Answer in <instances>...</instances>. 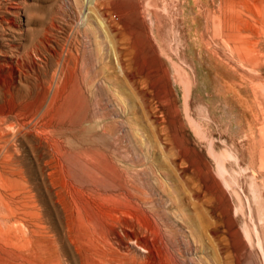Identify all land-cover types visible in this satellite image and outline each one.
Listing matches in <instances>:
<instances>
[{
    "label": "rangeland",
    "instance_id": "374dc122",
    "mask_svg": "<svg viewBox=\"0 0 264 264\" xmlns=\"http://www.w3.org/2000/svg\"><path fill=\"white\" fill-rule=\"evenodd\" d=\"M0 124V264H264V0H0ZM93 151L163 239L78 226Z\"/></svg>",
    "mask_w": 264,
    "mask_h": 264
},
{
    "label": "bare ground",
    "instance_id": "6f19581e",
    "mask_svg": "<svg viewBox=\"0 0 264 264\" xmlns=\"http://www.w3.org/2000/svg\"><path fill=\"white\" fill-rule=\"evenodd\" d=\"M88 31V30H87ZM124 37V36H123ZM100 48V47H99ZM66 49V48H64ZM68 49V48H67ZM66 49V51H67ZM72 51V50H70ZM62 52H65V51H62ZM60 52V53H62ZM242 52V51H241ZM69 54V53H68ZM71 54V53H70ZM70 54L68 55L69 58H70ZM59 56L61 57V55L59 54ZM58 56V58H59ZM64 56V54L62 55ZM67 56V54L65 55ZM68 56L66 57V60L67 62L69 63L68 61ZM77 56V55H76ZM78 57V56H77ZM57 58V60H58ZM62 59V58H61ZM60 59V60H61ZM58 60V61H60ZM63 62V61H61ZM65 62V61H64ZM72 62V61H70ZM9 63V62H8ZM7 63V64H8ZM77 63V62H76ZM62 64V63H61ZM61 64L60 65V68H61ZM71 63H69V68L68 70L71 68L70 66ZM66 65V63L64 64ZM68 65V64H67ZM66 67V66H65ZM72 67H73V64H72ZM77 67V66H76ZM18 68V67H17ZM58 66H57V70H58ZM67 69V68H66ZM73 69V68H71ZM65 70V69H64ZM55 72V71H53ZM66 73V72H64ZM72 73V72H71ZM74 73V72H73ZM97 73V72H96ZM23 74V73H22ZM59 76V73L56 74ZM61 75V74H60ZM66 74H64L65 76ZM58 76H56V78H58ZM63 76V77H64ZM52 77V76H50ZM55 77V76H54ZM62 78V76H60ZM55 79V78H54ZM65 79V77H64ZM53 81V80H52ZM51 81V82H52ZM55 81V80H54ZM59 81V79H58ZM56 81V82H58ZM60 82V81H59ZM61 83L62 85L65 84V82L63 83L62 80H61ZM55 84V83H54ZM53 85V84H52ZM56 85V84H55ZM54 85V86H55ZM64 86V85H63ZM61 86V87H63ZM66 86V85H65ZM51 87V86H49ZM59 87V85H58ZM45 88V87H44ZM54 89V88H53ZM65 89V88H64ZM45 90V89H44ZM48 92V97H49V92L51 91H48V89L46 90ZM46 91H44L43 93H45ZM66 91V90H65ZM69 91V90H68ZM63 92V91H61ZM60 93V92H59ZM64 93V92H63ZM62 93V95H63ZM113 93V92H112ZM125 93V92H124ZM46 97V96H45ZM51 97V95H50ZM56 97V96H55ZM60 97V96H59ZM44 99V98H42ZM47 99V98H46ZM50 99V98H49ZM118 99V98H117ZM51 100V99H50ZM55 100V98H54ZM56 101V102H55ZM53 103H58L59 105H62V102L63 99L60 97L58 98L57 100H55ZM45 102V101H44ZM47 102V101H46ZM49 103V102H48ZM52 103V105H53ZM140 103V102H139ZM49 105V104H48ZM50 105V108L51 106ZM55 105V104H54ZM46 106V105H44ZM44 108V107H43ZM43 108H42V111H43ZM56 109V108H55ZM34 111V110H33ZM51 111V110H50ZM36 112V111H35ZM34 112V113H35ZM41 112V111H40ZM54 112V111H53ZM33 113V114H34ZM32 114V115H33ZM40 114V113H38ZM42 114V113H41ZM49 114V109L47 108L46 112H45V115ZM32 115H27L28 117L30 116V118L32 117ZM45 115H41V116H45ZM50 115V114H49ZM38 116V115H37ZM41 118V117H40ZM39 118V119H40ZM25 119V118H24ZM33 119V118H32ZM30 119V121L32 120ZM37 119V118H36ZM43 119V118H42ZM29 121V122H30ZM33 121V120H32ZM31 121V123H33ZM36 121V120H34ZM39 121V120H38ZM36 121L35 124L38 122ZM25 122V120H24ZM48 122L47 121V125H48ZM55 122V121H54ZM28 123V122H26ZM44 123V122H43ZM24 124V123H23ZM15 125V124H13ZM19 125V124H18ZM22 125V124H21ZM44 125H46L44 123ZM1 126V124H0ZM24 128H25V125H23ZM34 126H37V125H34ZM21 127V126H20ZM19 127V128H20ZM49 127V126H48ZM164 127V126H163ZM18 128V127H17ZM17 128L13 131V135H17L15 134V131L17 130ZM23 128V129H24ZM34 128V127H33ZM47 128V127H46ZM4 128H1L0 127V147L3 146V145H7L5 149H7V147L12 143L10 141H13V140H9L6 138L5 136V133L3 132ZM8 129V128H7ZM22 129V130H23ZM31 129V128H29ZM38 130V129H37ZM19 132V130H17ZM16 131V132H17ZM28 134V132H25ZM25 133H22L23 135ZM20 134V135H22ZM9 135V134H8ZM19 135V136H20ZM28 136V135H27ZM10 138H12V136L9 135ZM162 137V136H161ZM17 138V137H16ZM15 139V138H14ZM17 141V139H16ZM15 142V140H14ZM16 143V142H15ZM9 144V145H8ZM18 144V142H17ZM15 146H18L16 144H14ZM160 145V144H159ZM12 148V147H11ZM10 148V149H11ZM69 148V147H68ZM145 148V147H144ZM163 148V147H162ZM176 148V147H175ZM179 148V146H178ZM177 148V149H178ZM4 149V150H5ZM13 149V148H12ZM11 149V150H12ZM15 149H18V147ZM55 149V148H54ZM64 149V148H63ZM141 149V148H140ZM143 149V148H142ZM10 150V151H11ZM14 150V149H13ZM135 150V149H134ZM139 150V149H138ZM137 150V151H138ZM144 150V149H143ZM176 150V149H175ZM6 151V150H5ZM18 151V150H17ZM142 151V150H141ZM168 151H171V150H168ZM181 151V150H180ZM4 152V151H3ZM139 152V151H138ZM179 152V151H177ZM6 153V152H5ZM59 153L61 155H64V152L61 151V149H59ZM81 153V152H80ZM144 153V152H143ZM160 153V152H159ZM173 153V152H172ZM171 153V154H172ZM67 154V153H65ZM1 155V154H0ZM60 155V156H61ZM77 155H80L79 153H77ZM173 155V154H172ZM183 155L185 156V153H183ZM2 156V155H1ZM66 156V155H65ZM66 158V157H65ZM82 158L86 161V163L88 165L91 166V171L95 174L96 178H98L100 181H104V182H107V183H111V185L114 186L115 189H111V190H105V189H102L100 188L96 182H92L91 184H89L87 187H77V189L79 191H81L83 193V196L81 195V197H78L77 199H74L73 201V204H72V208H73V216L75 217V221L77 222L78 226L80 227H83V229L87 230L88 231V228L90 229H93L94 232H97V234L99 235L100 237V240L99 241H103L105 244H108L109 247L110 245L115 247V249L117 250V248H123L124 249V246L129 243L131 241V243L135 242V241H132L134 240V238L132 237V235H135L137 237V233H136V230H144L145 232L147 231L148 233H150L149 231L151 232H160L161 233V230H160V227L157 223V221L155 220V218H153V216L151 215L152 213L150 211H153L150 209V203H152V201L147 197L145 196V194H142L140 193L139 191H132V189L130 188L132 185H130L122 176L121 174L119 173V171H117L115 165L113 164V162H115L112 158V162L111 160L108 158L107 154L103 153V152H97V151H93V152H85L83 153L82 155ZM57 159V158H56ZM55 159V160H56ZM59 160V159H58ZM60 161V160H59ZM80 161V159H79ZM84 161V162H85ZM159 161V160H158ZM64 161L62 160V163ZM83 162V163H84ZM147 162V161H146ZM145 161L144 163L147 164ZM74 163V162H73ZM117 163V162H116ZM134 163V162H133ZM159 163V162H158ZM59 164V163H58ZM64 164V163H63ZM77 164V163H76ZM86 164V165H87ZM118 164V163H117ZM116 164V165H117ZM62 164H60L61 166ZM73 165V164H72ZM84 165V164H83ZM82 165V166H83ZM137 165V164H136ZM143 165V164H142ZM63 166V165H62ZM61 166V167H62ZM141 166V165H140ZM152 166V165H151ZM151 166L150 169L152 168ZM156 166V165H155ZM69 167V165H68ZM120 167V166H118ZM123 167V166H121ZM135 167V166H134ZM77 168V167H76ZM63 169V168H62ZM70 169V167H69ZM72 169V168H71ZM80 169V168H79ZM82 170V169H81ZM145 170V169H144ZM79 171V170H78ZM130 171V170H129ZM129 171L127 172L128 174ZM139 171V169H138ZM64 172V170H63ZM126 172V170H125ZM137 172V171H136ZM159 172V171H158ZM174 172V171H173ZM124 173V172H123ZM143 173V172H142ZM132 174V173H131ZM156 174V173H155ZM84 175V174H83ZM125 175V174H124ZM127 175V174H126ZM139 175V174H138ZM135 176H137L135 174ZM134 177V176H133ZM65 178V177H64ZM87 178V176H86ZM130 179V177H129ZM136 179V178H135ZM149 180V179H148ZM129 181V180H128ZM159 182V181H158ZM87 184V183H86ZM85 184V185H86ZM149 185V184H148ZM161 187V185H160ZM146 188V187H145ZM160 189V188H159ZM137 190V189H136ZM193 191V190H192ZM117 192V193H116ZM145 192V191H143ZM169 193V192H168ZM147 195V194H146ZM178 198V197H176ZM183 200V199H182ZM171 201V200H170ZM203 201V199H202ZM186 202V201H185ZM187 203V202H186ZM205 203V202H204ZM204 203H199L201 206L204 204ZM207 203V202H206ZM183 204V203H182ZM2 206V205H1ZM178 206L181 208L179 209H183L182 205H180V203H178ZM176 206V207H178ZM197 206V204H196ZM204 206V205H203ZM202 206V207H203ZM154 207V206H153ZM201 207V208H202ZM203 209V208H202ZM201 209V211H202ZM2 210V209H1ZM205 210V209H204ZM203 210V211H204ZM68 211V210H67ZM200 213L198 212V215L199 214H202V224L203 222L205 221L204 220V217L206 218V220L209 218V215H206V213L204 212V215L203 216V212ZM4 212V211H3ZM63 212V211H62ZM154 212V211H153ZM165 212V211H164ZM163 212V213H164ZM207 213H209L208 211H206ZM181 213V212H180ZM183 213V212H182ZM188 215V214H187ZM190 215V214H189ZM188 215V216H189ZM156 215H154L155 217ZM185 216V215H184ZM188 216H185V219L186 217L188 218ZM193 216V215H192ZM196 216L197 215H194V219H196ZM208 216V217H207ZM158 217V215H157ZM180 217V215H179ZM2 218H6L5 216H2ZM160 218V217H159ZM190 218V219H189ZM189 222L188 223H193V217L189 216ZM201 218V217H200ZM200 218L197 217V219L199 220ZM7 219V218H6ZM73 219V218H72ZM196 219V221H197ZM18 220V219H16ZM15 220V221H16ZM159 220V219H158ZM184 220V219H183ZM187 220V219H186ZM14 221V222H15ZM19 221V220H18ZM194 221V222H196ZM210 222V219L208 220ZM207 221V222H208ZM6 222V221H5ZM8 222V220H7ZM30 222V221H29ZM163 222V221H162ZM161 222V223H162ZM186 222V221H185ZM201 222V221H199ZM206 222V221H205ZM208 223H204L203 226H209L210 224ZM4 223V222H3ZM160 223V221H159ZM193 225H191L192 227ZM195 226V225H194ZM193 226V227H194ZM188 227H189V224H188ZM26 228V227H25ZM126 229L128 228L129 230L133 231L132 234L131 233H128L126 231L125 235H126V238H128V240H126L125 237L122 236L123 233H120L121 231L124 232L123 230L119 231L118 229ZM209 228V227H208ZM70 229V228H69ZM80 229V228H79ZM195 229H197V226L195 227ZM192 230V229H191ZM194 230V229H193ZM52 231V230H51ZM61 231V230H60ZM31 232V231H30ZM144 232V233H145ZM192 232V231H191ZM29 233V232H28ZM163 233V232H162ZM161 233V239H163V234ZM96 234V235H97ZM160 235V234H159ZM95 236V235H94ZM155 237V236H153ZM151 236H149L148 238L152 240ZM160 237V236H159ZM69 238V237H68ZM139 238V237H138ZM98 239V238H97ZM160 239V241H161ZM138 240V239H137ZM157 240V239H156ZM62 241V240H61ZM101 241V243H102ZM139 241H141V244L138 243L137 246H142L144 248V250L146 252H149L151 250V244L153 243H149V241L143 237V238H140ZM115 242L118 244V247L115 246ZM152 242V241H151ZM169 242V241H167ZM103 243V244H104ZM64 244V243H63ZM151 245V246H150ZM107 246V245H105ZM107 248L110 249V248ZM112 247V248H113ZM173 247V246H172ZM130 248V247H129ZM156 248V247H155ZM153 249V247H152ZM165 249V248H164ZM110 251V250H109ZM153 252V251H152ZM126 253V251H125ZM171 253V251L169 252ZM174 253V252H173ZM154 254V253H153ZM175 254V253H174ZM139 256V255H138ZM144 256V255H143ZM147 256V255H146ZM152 256V255H151ZM150 256V257H151ZM168 256V254H167ZM149 257V256H148ZM170 258V256H169ZM175 258V257H174ZM146 259V258H144ZM63 263L65 261H62Z\"/></svg>",
    "mask_w": 264,
    "mask_h": 264
}]
</instances>
